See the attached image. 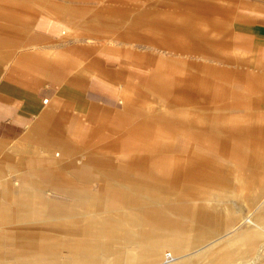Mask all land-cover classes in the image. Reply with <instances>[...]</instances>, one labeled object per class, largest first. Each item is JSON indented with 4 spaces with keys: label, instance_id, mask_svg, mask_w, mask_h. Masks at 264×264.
I'll return each mask as SVG.
<instances>
[{
    "label": "rangeland",
    "instance_id": "374dc122",
    "mask_svg": "<svg viewBox=\"0 0 264 264\" xmlns=\"http://www.w3.org/2000/svg\"><path fill=\"white\" fill-rule=\"evenodd\" d=\"M248 1L0 0V44L4 45L0 54L5 61L19 62L22 71L34 72L37 78H43L45 71L55 69V48L64 45L83 56H96L93 59L99 73L93 78L100 83L98 90L87 89L92 91L95 100L92 103L94 119L89 128L85 126L78 132L83 135L74 136L76 147L65 154L36 161L44 166L40 171L45 179L42 197L57 203L60 214L34 215L32 208H28L8 218L0 230V238L9 239L0 241V260L10 255L7 246L21 235L29 234L32 239L42 236L62 239V246L59 243L51 249L69 257L72 251L65 246V241L86 239L90 235L66 233V229H81L82 216L76 213L84 212L86 205L85 201L73 200L70 194L55 191L51 178L64 177L67 164L68 188H84L82 190L88 194L97 191L104 200L107 189H125L124 195L130 197V202L123 199L124 204L137 210H142V195H154L156 202L152 206L177 224L185 223L186 217L195 213L192 209L195 207L201 212L213 207L212 214L223 207L249 211L264 207V144H251L248 136L243 139L242 130L233 131L241 121L236 97L234 99L230 86L228 90L220 87L222 74L204 67L206 63L214 69L218 67L220 25H224L222 35L225 37L227 21L230 22L234 10ZM125 59L142 65L147 63V80L134 73V69L127 71L122 64L128 63ZM157 66L162 77L154 74ZM151 79L172 87L164 101L152 98L153 92L148 90ZM90 80L93 81L91 77ZM208 82L209 87H203ZM220 108L224 111L219 112ZM221 119L223 129L217 125ZM95 152L106 158L97 162L98 169L85 161L71 163L73 159ZM130 156L147 158L149 176L140 171L129 173L133 181L142 184L140 187L109 184L101 177L99 168L123 170L122 163ZM191 157L201 166L210 164L216 177L206 181L205 177L196 176L197 173L192 177L195 181L187 177L177 180L175 159L183 158L186 164ZM6 178L8 184L0 190L16 193V172L10 171ZM255 190L260 193L257 200L242 199L244 195L251 197ZM13 204L4 206L12 208ZM66 208H71L76 215L64 216ZM103 208L101 203L94 211L102 212ZM89 237L110 238L114 242L112 247L127 244L121 236H114L116 240L106 234ZM88 244L94 250L79 253V256L98 259L103 251L99 247L102 243L88 241ZM255 251L256 248L248 253L250 256L237 261L248 264L254 260L264 264V251ZM164 252L165 260H170L171 251L166 248ZM107 254L110 257V253ZM215 260L209 261L215 263Z\"/></svg>",
    "mask_w": 264,
    "mask_h": 264
},
{
    "label": "crops",
    "instance_id": "0c3cea01",
    "mask_svg": "<svg viewBox=\"0 0 264 264\" xmlns=\"http://www.w3.org/2000/svg\"><path fill=\"white\" fill-rule=\"evenodd\" d=\"M228 22L225 37L222 35L224 25H220L218 67L214 69L211 65L207 66L208 63L204 67L222 74L220 87H227L228 90L230 86L234 99L236 97L235 103L241 121L239 126L232 128L233 131L242 130L243 139L248 136L251 144H264V0L243 2L234 10ZM3 48L4 45L0 44V49ZM55 49V69L50 74L45 71L43 78H37L34 72L22 71L19 62L5 61L0 54V188H5L8 184L6 175L10 171L16 172L17 180L16 193L0 190V230L8 222V218L28 208H32L34 215L60 214L57 203L42 197L41 187L45 179L40 171L44 166L36 161L72 150L76 147L74 136L83 135L78 132L85 126L89 128L94 119L92 103L95 100L92 91L100 87V83L93 78L95 73H99V68L94 64L96 56H83L64 45ZM125 60L128 63L122 64L127 71L132 72L134 69V73L145 76V81L147 80V63L142 65L134 60ZM158 69L157 66L154 74L161 76ZM103 73L106 74L105 71ZM90 77L93 81H89ZM205 78L210 79L206 74ZM209 85L208 82L203 87L208 88ZM89 88L91 92L87 91ZM171 88L151 79L148 90L153 92L152 98L164 101ZM222 111L224 110L220 108L219 112ZM221 120L217 125L223 129L224 120ZM100 154L90 153L85 158L73 159L71 163L85 161L98 169L97 162L99 164L106 160ZM183 161V158L175 159L174 175L177 180L187 177L195 181L192 177L197 173L196 176L205 177L206 181L216 177L208 163L201 166L193 157L186 164ZM122 164L123 170L99 168L98 172L109 184L129 185L131 188L142 185L129 176L131 171H140L146 176L151 173L146 157L130 156ZM68 166L69 164L65 166L64 177H50L55 191L70 194L73 200L85 201L86 205L84 212L76 213L82 216L81 229H66V233L106 234L113 240H116L114 236H121L127 244L119 247L114 244L112 247L114 242L110 238L100 240L90 238V235L86 239H67L64 245L72 251L69 257L59 255L51 249L59 243L62 246V239L58 241L43 236L32 239L29 234L21 235L20 238L12 239L14 243L7 246L11 253L6 259L0 260V264H213L210 259H216L214 264H245L238 262V258L250 256L248 253L255 248L256 251H264V244L261 245V242L264 243V207L251 211L223 207L214 214L210 212L213 207H206L203 212L195 210V207L192 208L195 213H190L185 223L177 224L152 206L156 202L154 195V199H151V195H142L143 207L142 210H137L124 204L125 201L130 202V197L124 195L127 192L125 189H107L104 200L102 193L97 191L88 194L82 190L84 188H68ZM81 168L82 165L79 166ZM259 194L255 190L251 197L244 195L242 199L253 202V198L256 199ZM7 203L14 204L12 208H6L4 205ZM101 203L103 211H94L100 208ZM74 214L71 208H66L63 215ZM1 240L9 239L3 237ZM72 241L76 243L72 244ZM88 241L102 243L99 247L103 251L98 259L79 256V253L94 250V247L90 248ZM85 242L87 246L83 245ZM166 248L172 253H168L171 259L165 261ZM191 249H194L191 253H183ZM106 252L110 253V257ZM232 258L236 261H231ZM248 264L257 263L253 260Z\"/></svg>",
    "mask_w": 264,
    "mask_h": 264
},
{
    "label": "bare ground",
    "instance_id": "6f19581e",
    "mask_svg": "<svg viewBox=\"0 0 264 264\" xmlns=\"http://www.w3.org/2000/svg\"><path fill=\"white\" fill-rule=\"evenodd\" d=\"M260 247H262V246H260ZM176 258V257H175ZM166 261V260H165Z\"/></svg>",
    "mask_w": 264,
    "mask_h": 264
}]
</instances>
